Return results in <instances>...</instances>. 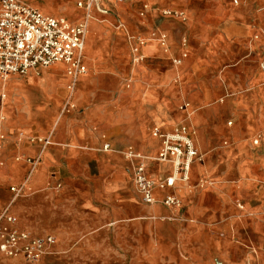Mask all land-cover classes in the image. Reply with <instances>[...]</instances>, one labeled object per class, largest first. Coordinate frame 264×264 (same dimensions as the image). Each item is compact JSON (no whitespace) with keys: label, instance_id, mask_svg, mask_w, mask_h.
<instances>
[{"label":"rangeland","instance_id":"obj_1","mask_svg":"<svg viewBox=\"0 0 264 264\" xmlns=\"http://www.w3.org/2000/svg\"><path fill=\"white\" fill-rule=\"evenodd\" d=\"M21 1L52 16L84 18L75 9L83 0ZM236 1L142 0L136 4L129 0L119 7L112 0H102L99 7L107 14L92 10L87 29L96 54L85 56L90 70L79 83V87H91L80 92L75 109L67 107L62 115L67 127L73 123L86 126L90 119L100 124L103 117L102 121L118 118L125 127L136 130L128 145L154 157V152H148L149 131L161 124L151 120L155 106L141 101L151 92L155 102L164 106L165 117L174 119L172 128L189 125L202 160L192 164L196 170L202 164L197 179L188 180L176 191L179 198L186 199L185 215L182 209L176 214L143 206L127 170V188L111 190L115 172L101 167L91 171L85 156L59 169L37 167L33 173L23 167L22 145L7 146L17 143L18 137H9L4 109L7 101L18 107L25 103L19 92L9 97L0 82V209L12 205L20 228L31 237L55 240L34 262L0 255V264H264V171L256 161L264 148V105L255 102L244 87V43L230 41L215 56L211 43L202 52L196 38L197 24L211 22L218 11L225 16L237 13L235 22H246L250 0ZM175 7L187 11V21L160 16L164 8ZM91 22L96 26L92 31ZM162 24L172 34L170 38L166 30H160L171 39L167 38L166 51L149 41L153 26ZM133 40L144 42L139 58L136 55L138 61L134 60ZM229 43L238 48L232 52ZM152 44L157 46L155 50L143 51ZM237 69L241 75L234 80ZM57 76L58 69L48 71L52 80ZM12 83L23 85L20 79ZM37 83L42 84V77ZM182 104H188L186 110L179 109ZM95 109L103 114L94 113ZM13 115V121L18 120ZM46 121L42 118L43 124ZM67 129L65 133L74 137L77 128ZM62 146L69 147L67 143ZM78 149L90 151L86 145ZM30 173L32 179L38 176L34 185L27 186ZM11 188L21 191L16 194Z\"/></svg>","mask_w":264,"mask_h":264},{"label":"crops","instance_id":"obj_2","mask_svg":"<svg viewBox=\"0 0 264 264\" xmlns=\"http://www.w3.org/2000/svg\"><path fill=\"white\" fill-rule=\"evenodd\" d=\"M115 2L114 0H112ZM129 0H123L122 2L118 3L122 7L123 4ZM136 4L142 2V0H136ZM101 2V1H100ZM264 0H250L249 1V8L248 11L250 12L249 16L247 17L246 22H235V17L238 15L237 13L235 16H225L226 14H222L221 11L215 13L214 18L211 22H199L196 26V38L199 39L200 44H202L201 50L204 51V47L206 44L211 43V48L213 54L216 56L220 54L221 51L224 52L223 46L226 45L228 42H236V43H244L241 45L243 49L244 57H245V66L244 70V87L248 94H250L251 98L256 100H260L261 104L264 105V68L260 69L258 65H264V12H259L263 5ZM116 3V2H115ZM101 6L104 7L103 3ZM33 7V6H32ZM35 8V7H34ZM41 13L42 11L38 8ZM75 9L83 12L81 9L75 6ZM74 9V10H75ZM260 9V10H259ZM173 10L184 11L187 16V11L182 8L175 7ZM259 10V11H257ZM45 16H52L47 13H42ZM57 17V16H54ZM65 18L64 16H61ZM69 22H76L78 20H69V18H65ZM227 21V22H225ZM96 26L93 25L91 22L90 31L94 30ZM153 29H158L159 31L166 30L165 32L167 36L171 38V31L166 28L165 24L162 25H154ZM164 29V30H163ZM86 35L85 43H84V50H83V59L82 63L88 68L89 64L86 63L85 56L88 58L92 57V55L96 54L93 51V41L92 37L89 34V30ZM257 36L258 40L255 41L252 38ZM170 38L169 41L171 40ZM230 44V43H229ZM231 46V44H230ZM228 46V49H230ZM238 48L237 45L231 46V51L233 48ZM157 46L152 44L151 46H145L143 51L144 52H152L155 50ZM230 51V52H231ZM233 52V51H232ZM58 69V76L55 80H52L48 77V71L51 69ZM87 70V72H88ZM242 70V67H241ZM235 76L233 79L238 80L240 74V69L236 70ZM85 76V75H84ZM81 76L78 78L75 87L72 91L68 89L70 80L65 73V66L64 65H56L50 67L49 69H45L39 72L38 75L30 74L23 78L12 77L3 87L5 92L9 95L12 93L19 92L18 94L21 96V102L25 104L20 107L18 105H12L10 101H7V104L4 109V113L6 116V131L10 133L11 140L13 137L16 138L17 143H8L9 148H14L15 144L17 147H21L20 157L25 159H31L35 161V166L32 168L28 163L21 162L23 167L25 166L27 169H32V172L39 167V170L48 169L50 166L56 167L59 169L63 165H67L71 163V161L76 160L80 156H85L89 159L88 165L90 166L91 171L97 170L99 167L105 169L106 171H114L116 175L112 184L109 185L111 190H117L122 187H126L128 184V174L126 170L131 174V168L125 158L121 155L123 151L127 148H132L135 153L148 157L154 158L158 155L160 150V141L158 139H154L150 136L151 140L148 142V152H154V157L147 155V153L138 150L136 147L132 145H128L127 143L131 137L136 135V130L134 128L125 127L123 123H121L118 118H112L111 121H108L107 118L102 121L101 118L100 124H96L94 119H90L86 126L84 125H68L66 122V117H62L64 115L65 110L67 107L71 109H75L78 105V97L80 96V92L83 89H88L91 85H85L83 87H79V83L81 79L84 77ZM42 77V84H35L36 79ZM13 79H20L23 82L22 84L12 83L10 81ZM3 101H6V94L2 96ZM141 99V94L138 96ZM141 101H146L151 103L152 106H155V111L151 112L150 117L151 120L155 123H159L161 125H153L151 128L156 127L161 132H169L171 131L174 122L173 118H166L164 113V106L160 103L155 102V97L151 92L142 96ZM37 104V105H36ZM63 104V105H62ZM62 105L61 115H57V109ZM69 105V106H68ZM53 106V107H52ZM16 108L19 112H15ZM94 113L96 114H103V110L95 109ZM13 114L17 115L16 121H13ZM97 116V115H96ZM47 118V124L42 123V118ZM45 126V127H43ZM66 128L69 129H76V133L73 137L70 133H65ZM50 130V133H47V130ZM19 133L17 136H14L15 133ZM31 138H41V139H48L49 145L43 147L41 144L38 143H31L29 139ZM68 144V148H63V144ZM86 145L90 151L81 152L78 148L81 146ZM103 145L109 146V151H102ZM98 148V149H97ZM101 152V153H99ZM25 155H28L29 158H23ZM115 160L110 162L109 160ZM120 161V162H119ZM202 161V160H201ZM257 162H260L261 170L264 171V148L262 152H259L257 157ZM200 162V161H197ZM202 164L198 163L199 170L193 168V165L190 169V179L189 181L193 182L197 179L196 173L201 172ZM30 173L28 179L26 180L27 186L34 185L36 183V177L38 173L33 177ZM145 173L149 178L152 179H163L170 175L171 167L168 164L155 162L148 160L145 163ZM202 173V172H201ZM25 184H23V187ZM26 186V187H27ZM177 186H180L179 184ZM125 188V189H126ZM170 192V191H168ZM165 194L156 192L154 197L156 199L163 198ZM204 196V195H203ZM203 196H198V199H204ZM182 202V211H184V215L187 214V206H186V199L184 197H180ZM141 202V201H140ZM142 204V203H141ZM145 206L144 204H142ZM161 207L165 209L163 206L159 204H155L151 207ZM10 208L6 207L4 210H7L9 216H12L16 220V229L20 231H24L28 233L26 230L20 228L19 223L16 219V214L14 212L13 206H9ZM150 207V206H147ZM169 212L167 209H165ZM2 211V209H0Z\"/></svg>","mask_w":264,"mask_h":264},{"label":"built area","instance_id":"obj_3","mask_svg":"<svg viewBox=\"0 0 264 264\" xmlns=\"http://www.w3.org/2000/svg\"><path fill=\"white\" fill-rule=\"evenodd\" d=\"M100 1L102 0L78 2L76 6L83 11L84 18L69 22L63 17L42 15L39 10L21 0H0V82L6 85L12 77L38 75L42 70L64 65L70 80L68 89L72 91L78 78L86 75L88 70L82 59L89 21L93 18L92 10L97 9L100 13L107 14V11L100 9ZM114 1L120 3L123 0ZM234 4H237L236 0ZM160 16L180 22L187 21L184 12L173 9L164 8L160 11ZM167 38L164 33L155 29L149 41L156 42L166 51ZM257 38L254 36L253 40ZM132 44L134 60L138 61L139 50L144 46V42L133 40ZM126 87L128 89L130 83L126 84ZM187 107L188 104H182L179 109L182 111ZM193 135L189 125L184 123L169 132H161L153 127L150 136L160 141V150L155 158L142 157L132 148H127L121 153L130 165L131 182L142 204L150 207L159 204L169 212L180 213L182 202L176 192L177 185L187 183L193 161H201L194 147ZM29 141L43 147L49 145L46 138H31ZM109 149L108 145L102 147V151ZM148 160L168 164L171 167L170 175L163 179L149 178L145 173V163ZM24 161L32 168L36 163L31 159ZM11 191L19 194L21 190L11 188ZM156 192L165 195L156 199ZM15 223V218L9 216L7 210L0 211V255L6 258L21 257L34 262L53 245L55 240L51 236L31 237L28 233L16 229Z\"/></svg>","mask_w":264,"mask_h":264}]
</instances>
